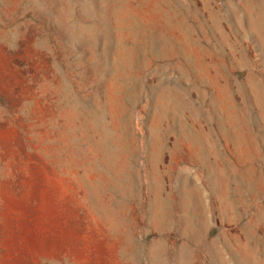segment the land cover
<instances>
[{"label": "rangeland", "instance_id": "374dc122", "mask_svg": "<svg viewBox=\"0 0 264 264\" xmlns=\"http://www.w3.org/2000/svg\"><path fill=\"white\" fill-rule=\"evenodd\" d=\"M0 264H264V0H0Z\"/></svg>", "mask_w": 264, "mask_h": 264}]
</instances>
